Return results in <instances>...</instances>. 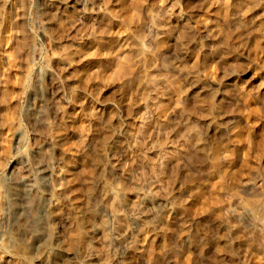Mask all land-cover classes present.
<instances>
[{
  "label": "rangeland",
  "instance_id": "rangeland-1",
  "mask_svg": "<svg viewBox=\"0 0 264 264\" xmlns=\"http://www.w3.org/2000/svg\"><path fill=\"white\" fill-rule=\"evenodd\" d=\"M0 264H264V0H0Z\"/></svg>",
  "mask_w": 264,
  "mask_h": 264
},
{
  "label": "bare ground",
  "instance_id": "bare-ground-1",
  "mask_svg": "<svg viewBox=\"0 0 264 264\" xmlns=\"http://www.w3.org/2000/svg\"><path fill=\"white\" fill-rule=\"evenodd\" d=\"M39 113H41V111ZM17 193H19V192H17ZM28 193H30V190H29V192H27L26 190H22V192L19 193L20 196L18 194H14V193L12 194L11 193V195L9 197V201H8L9 202L8 208L10 210L11 215L16 214V213H20V212L25 210V198H26V195H28ZM29 195H31V194H29ZM27 198H28V196H27ZM26 201H27V199H26ZM21 234H22L21 236H24L27 234H29L30 236H35L34 232H32V231L29 232L26 229H22ZM143 235H144V232L142 230H138L136 232L135 237H136V239H140L141 237H143Z\"/></svg>",
  "mask_w": 264,
  "mask_h": 264
}]
</instances>
